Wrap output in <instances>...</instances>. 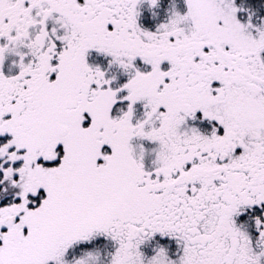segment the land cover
<instances>
[{"label": "snow or ice", "instance_id": "obj_1", "mask_svg": "<svg viewBox=\"0 0 264 264\" xmlns=\"http://www.w3.org/2000/svg\"><path fill=\"white\" fill-rule=\"evenodd\" d=\"M160 3L0 0V264H264V17Z\"/></svg>", "mask_w": 264, "mask_h": 264}, {"label": "rangeland", "instance_id": "obj_2", "mask_svg": "<svg viewBox=\"0 0 264 264\" xmlns=\"http://www.w3.org/2000/svg\"><path fill=\"white\" fill-rule=\"evenodd\" d=\"M242 4L248 7H252L255 3L258 4V0H240ZM172 4H175L178 10H183V0H161L160 7L155 9L157 15L155 18L151 17V13L147 9V5L142 6V13L144 20L149 24H155L163 22L167 17V11ZM261 17V16H260ZM255 23H259V19L253 17Z\"/></svg>", "mask_w": 264, "mask_h": 264}, {"label": "trees", "instance_id": "obj_3", "mask_svg": "<svg viewBox=\"0 0 264 264\" xmlns=\"http://www.w3.org/2000/svg\"><path fill=\"white\" fill-rule=\"evenodd\" d=\"M237 3L240 4L242 2L237 0ZM251 8L254 10L255 16L257 15V17H264V0H258V4L255 3Z\"/></svg>", "mask_w": 264, "mask_h": 264}]
</instances>
